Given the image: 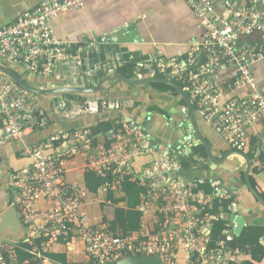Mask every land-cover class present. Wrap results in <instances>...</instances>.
<instances>
[{"label":"built area","instance_id":"built-area-1","mask_svg":"<svg viewBox=\"0 0 264 264\" xmlns=\"http://www.w3.org/2000/svg\"><path fill=\"white\" fill-rule=\"evenodd\" d=\"M86 1L42 0L15 23L1 26L0 65L14 66L28 76L59 79L69 67L72 51L70 44L56 38L52 22L62 13L84 9ZM175 1L189 8L201 30L199 37L187 45L183 55L168 57L157 51L150 64L129 57L134 64L133 79L157 77L178 84L193 107L197 124L201 121L208 126L232 152H244L249 130L260 125L253 152L259 157L264 152V94L252 68L264 61V0ZM106 42L107 35L100 38V43ZM101 68L94 66L95 71ZM46 86L36 88L51 89ZM60 96L50 97L46 109L38 96L0 73V146L21 144L20 155L30 163L5 174L0 168V195L6 197L0 221L3 211L12 206L24 230L22 241L0 237V264H19L17 245H32L40 238L45 240L41 245L80 239L86 257L82 264H115L142 253L159 258L162 264H239L241 257L248 256L247 250L229 247L239 235L240 223L241 232L248 225L237 191L227 193L208 180L209 192H205L200 188L205 181L181 175L184 164L191 170L210 166L193 151L198 144L192 140V126L176 142L162 141L142 128L143 120L149 118L142 106L83 95L77 101ZM177 113L167 121L174 131L189 120L186 106H180ZM89 115H110L107 121L113 128L103 136L94 134L90 126L75 128L37 143H24L54 121ZM100 137H104L101 142ZM75 160L83 162L84 172L102 178L110 173L111 181L96 193L69 183L64 166ZM136 162H140L138 167ZM126 178L143 190L135 208L141 213L139 228L123 235L118 229L112 231L103 216L92 222L83 209L88 204L111 205L107 193L119 190ZM223 202H229L227 210ZM217 222H224L223 230L212 242L211 231ZM259 244L264 248V237ZM29 253L41 258L35 246Z\"/></svg>","mask_w":264,"mask_h":264},{"label":"crops","instance_id":"crops-1","mask_svg":"<svg viewBox=\"0 0 264 264\" xmlns=\"http://www.w3.org/2000/svg\"><path fill=\"white\" fill-rule=\"evenodd\" d=\"M41 1L0 0V27L15 23L23 12L34 9ZM139 7L145 8V11L140 15L137 13ZM151 8L157 9L152 10ZM168 18L173 20L174 34L162 33L167 29V25L164 22ZM150 22L156 24L155 32L151 31L149 33V29L152 30ZM129 24L137 25L143 43L118 46H113L109 42L100 43V38L107 35V32L112 29L116 30L122 26H128ZM52 25L56 38L61 42L70 44L73 50L70 52L72 59L68 61V69L62 71L59 79L46 80L48 84L46 88L95 86L104 77L116 73L117 68L123 64L130 63V59L128 58L129 53L135 49H138L140 54H150L152 58L157 51L168 57L183 55L187 50V45L192 40L198 38L201 33L198 23L189 8L183 2L175 0H87L84 9L62 13L53 20ZM79 48H82V50L79 51ZM77 62L80 63V66H77ZM260 63L263 64L259 65ZM260 63L255 66L254 71L264 93V61ZM96 65L102 66V68L95 71L94 66ZM128 87L124 83L123 85H118L115 81L108 82L103 85L102 91L94 95H87L86 99L129 101L135 105L142 106L144 111L146 109L149 112L147 113V116L149 115V122L147 123L149 135L155 139L163 138L162 141L176 142L180 136L175 131L172 132L167 124H165L163 115L173 114V117H176V113L181 106L179 96L176 99L175 94L173 95L171 92L157 91L145 86H143L142 94L140 90H133V87ZM50 97L39 98L38 101L47 109L48 104L52 100ZM176 101H179L180 106L174 109ZM151 108H154V111L150 112ZM157 111H161L162 115L156 114ZM153 114L154 116H152ZM108 117L110 118V115H89L68 122L54 121L53 125L51 124L47 128L28 137L27 144L37 143L49 136L56 135L60 131L88 126L93 130V127H96L98 123L107 121ZM50 126H57L58 129L49 132L46 134L47 136L34 139L35 136L43 134V132L51 128ZM198 128L201 136L207 141L212 154L216 158H221L223 155L232 152L220 140L217 134L203 122L198 121ZM102 133L101 131L99 134L103 136L104 134ZM260 133V125H255L249 130L247 137L248 148L243 153L253 154L256 143L255 139L258 138ZM103 139L104 137H100L99 141L101 142ZM3 146L2 148L0 146V168L5 174L9 171L8 169L14 167L3 156L10 155L13 159V164L18 163L22 160L19 159L22 145L17 144L8 148H3ZM261 156L263 161H260L259 157L253 158L250 176L264 189V167L259 163L264 162V152L261 153ZM25 162L27 164L26 160ZM139 164L140 162H136L137 167ZM64 167L66 170L64 174L66 181L84 185L83 162L79 160L70 161ZM253 169L256 172L252 173ZM227 170L230 172L229 174ZM244 170L245 162L243 159L237 156H229L223 164L217 166L214 172L216 176L223 178L226 184H231L237 190V187L241 186L239 183L241 182L240 174ZM210 174L211 171L208 168L207 170L187 169L181 175L188 180L205 181L200 186H207L206 182L211 180ZM234 180H236L235 183L233 182ZM201 189L205 191L204 187ZM112 192L116 197L121 195L118 189ZM5 198L3 194L0 195V208L5 207ZM238 199L246 212L247 210L253 211L250 214H244L245 221L248 224L252 223L264 226V210L261 208L256 210L258 206L252 204L249 193L244 190L240 191ZM118 207L123 208V205H118ZM114 210L115 206L113 205L95 204H88L83 209L92 222H98L102 216L106 221L110 222L114 217ZM41 250L62 256L64 264H82L86 262L83 242L78 238L69 244L48 242L41 245ZM243 258H248V256L241 257L239 263ZM38 264L60 263H53L41 256ZM262 264H264V260Z\"/></svg>","mask_w":264,"mask_h":264},{"label":"water","instance_id":"water-1","mask_svg":"<svg viewBox=\"0 0 264 264\" xmlns=\"http://www.w3.org/2000/svg\"><path fill=\"white\" fill-rule=\"evenodd\" d=\"M108 35V42L113 45H130V44H138L141 41L140 33L137 29L136 24H129L128 26H122L118 29H112L111 31L107 32ZM0 73L3 75H6L10 79H12L17 85H19L21 88L27 90L28 92L44 97V96H60L64 94H78L83 96H89L97 94L98 92L102 91L103 85L112 82V81H120L124 84H126L129 87H142L146 84H162L165 86H168L172 88L176 95L179 96L184 106L187 107L189 120L186 122V124L180 128L179 130H176L175 132L181 136L185 129L189 126H192V129L194 131V134L192 135V140L194 144L202 145L205 151V158L201 159L202 162H209V170L211 171V180L214 181V183L226 191L227 193H232L234 191H237L235 194L239 196L240 191H246L249 193L252 204H256L258 208L256 210H259L260 208L264 210V199L260 194L256 191V189L252 186L250 182V171L252 167V160L249 158V156L246 153L243 152H230L228 154L223 155L221 158H216L207 143V141L201 136V133L198 128V124L195 119V114L192 105L189 102V99L187 95L183 92L181 87L169 80L157 78V77H150V78H144L142 80H134V79H128L124 77L123 75L119 73H114L112 75H108L100 80V82L92 87H59V88H51V89H39L35 88L33 86H30L27 84L20 76H18L15 72H13L11 69L1 66L0 65ZM149 122V118L146 117L143 122L141 123L142 128L145 130L147 123ZM229 156H237L243 159L245 162V170L243 171L242 175V183H240L241 186L235 188L232 187L231 184H226V181L223 180V178L216 176L215 169L218 165L223 164ZM234 183L236 180L233 181ZM240 209H243V206L241 204L239 205ZM252 210H247L246 213H252ZM256 212V211H255ZM240 228H242V223H240ZM238 229L236 231V234L238 235L241 231V229ZM240 231V232H239ZM0 237H12L15 240H23L24 237V230L20 224L19 218L17 216V212L12 206H8L2 213V218L0 221ZM115 264H162L160 259L153 256L148 255L145 253H142L138 256L124 258L116 262Z\"/></svg>","mask_w":264,"mask_h":264},{"label":"trees","instance_id":"trees-1","mask_svg":"<svg viewBox=\"0 0 264 264\" xmlns=\"http://www.w3.org/2000/svg\"><path fill=\"white\" fill-rule=\"evenodd\" d=\"M72 50L73 47H71L69 51ZM255 66H253L252 68V73L256 78L257 76L254 71ZM133 69H134L133 63L123 64L122 66L117 68L116 73H119L128 79H133ZM256 81L258 87L263 92L257 78ZM152 87L157 91L171 92L173 95L176 94L172 88L162 84H152ZM149 111L150 112L154 111V108H151V110ZM158 113L162 114L161 111H159ZM112 128H113L112 122L108 120L105 122L98 123L96 127H93L94 131L93 130L92 131L94 134H99L101 133V131L103 132L102 134H106ZM105 147L106 148L109 147V142H105ZM193 151L194 153L199 154V156L202 157V159L205 158V151L202 145L195 146L193 148ZM246 154L249 156L251 160H253L254 156L252 153H246ZM259 159L260 161H263L261 155H259ZM183 162H188V161H183ZM259 163L262 164V167H264V162H259ZM184 168L185 170L188 169L186 164H184ZM203 170H207V168H204ZM253 172H256V170L253 169L252 173ZM242 175L243 173L240 174L241 181H242ZM110 181H111L110 173H108L105 178H102L93 172H84V186L89 193H96L100 186ZM250 182L254 188L259 190L258 192L264 199L263 187H260L257 181L251 176H250ZM200 187L201 188L204 187L205 192H209L208 184L207 186H200ZM119 190L121 193L119 197L114 196V193L112 191H109L106 196V201H109L111 205L115 206L114 217L109 223L112 231L118 229L122 232L123 235H126L130 232L136 231L139 228L141 213L135 210V208L139 204V195L140 193H142L143 189L139 187L135 182H131L129 181L128 178H126L120 184ZM236 197L238 198V196ZM222 204L224 209L227 210L229 206V202H223ZM118 205H123V208L118 207ZM223 225L224 222H217L213 225L211 231L212 242L217 240V238L221 235V232L223 230ZM262 237H264V226L260 224H252V223L248 224L243 229V231L239 233L237 237H234L233 241L229 244V247L231 249L237 248L240 250L248 251L247 252L248 258H243L239 264H262L264 260V248L259 244V240ZM43 242H45V240L40 238L32 241V245L23 242L19 243L15 249V257L17 263L22 264L23 262H27V264H38V260H40V258H36L35 256L29 253L32 247L35 246L42 257L52 261L53 263L64 264L65 262L62 256L50 254L47 252H43L41 250V244Z\"/></svg>","mask_w":264,"mask_h":264},{"label":"rangeland","instance_id":"rangeland-1","mask_svg":"<svg viewBox=\"0 0 264 264\" xmlns=\"http://www.w3.org/2000/svg\"><path fill=\"white\" fill-rule=\"evenodd\" d=\"M99 3V2H98ZM152 10L153 9H157V8H151ZM143 11H145V8H143V7H139L138 8V10H137V13L140 15ZM135 12V11H134ZM150 15V14H149ZM166 25H167V29L166 30H164L162 33H165V34H174L175 33V31H174V29H173V26H172V23H173V20L171 19V18H168L165 22H164ZM150 25H151V27H152V30L151 29H149V33H151V31H153V32H155L156 30H155V28H156V24L154 23V22H150ZM113 46H118V45H113ZM130 55L128 56V58L130 57V58H133V60L135 61V62H138V61H142L143 63H145V64H150L151 63V61H152V56L150 55V54H145V55H143V54H140V52H139V50L138 49H135V50H132V52L131 53H129ZM132 55V56H131ZM134 56V57H133ZM137 58H136V57ZM136 58V59H135ZM257 64H259V63H257ZM263 64V63H262ZM261 63L259 64V65H262ZM9 69H11L13 72H15L18 76H20V78H22L27 84H29V85H31V86H33V87H37V85L39 84V86L41 87V88H43V87H45L46 86V84H47V82H46V80L48 79V80H50L51 78H46V77H42V78H37V77H34V76H28V75H26L25 73H22L21 71H20V69H18V68H15L14 66H11V65H7V64H5ZM257 66V65H256ZM118 85H123V83L122 82H120V81H115ZM48 85V84H47ZM145 87H149V88H151V89H153V87H152V85L151 84H146V85H144ZM128 87V86H127ZM128 88H130V87H128ZM133 90H140L141 91V93L143 94V86L142 87H136V88H133ZM175 96H176V99H178V96L175 94ZM38 98H49V96H45V97H40V96H38ZM58 98V96H55V99H57ZM59 98H66L67 100H73V101H77V100H79V99H81V96H79L78 94H64V95H62V96H60ZM180 106V103H179V101H176L175 103H174V109L175 108H177V107H179ZM158 113V111L156 112V114ZM159 115H162L161 113H158ZM167 115V114H166ZM163 115V118H164V120H165V124H167L168 122V120L169 119H174L173 118V114H169V115ZM152 116H154V114L152 115ZM65 123V122H64ZM53 125V124H52ZM56 125H59V124H56ZM51 127V126H50ZM58 129V127L56 126V127H51V128H49L47 131H45V132H43V134H40V135H38V136H35L34 137V139H38L39 137H42V136H47L46 134H48L49 132H52V131H55V130H57ZM148 126L146 127V132H148ZM170 130L172 131V132H174V130L173 129H171L170 128ZM159 140H163V138L161 139V138H158ZM27 139H25V141H24V143L25 144H27ZM14 145H17V143H13V142H7V144L6 145H4L3 146V148H8V147H12V146H14ZM7 146V147H6ZM1 148H2V146H1ZM13 149V148H12ZM4 157V159H7V161H8V163L10 164V165H13V167L14 168H10V169H8L9 171H16V170H19V169H22V168H25V167H27V166H29L30 165V163H29V161L27 160V159H25V158H23V157H21L20 156V158L19 159H22L21 161H19L18 163H15V164H13V159H12V157L10 156V155H5V156H3ZM18 159V160H19ZM25 160L27 161V164H26V162H25ZM7 163V162H6ZM1 166V165H0ZM227 172H228V174L230 173L228 170H227ZM242 182V181H241ZM241 182H239V183H241ZM256 189V188H255ZM256 191L258 192L259 190L258 189H256ZM259 193V192H258ZM260 194V193H259ZM261 196V195H260ZM245 213H246V211H245ZM9 240H13L12 238H10V237H6L5 238V241H9Z\"/></svg>","mask_w":264,"mask_h":264},{"label":"clouds","instance_id":"clouds-1","mask_svg":"<svg viewBox=\"0 0 264 264\" xmlns=\"http://www.w3.org/2000/svg\"><path fill=\"white\" fill-rule=\"evenodd\" d=\"M180 101H181V99H180ZM182 102V101H181ZM183 105V103H181V106Z\"/></svg>","mask_w":264,"mask_h":264}]
</instances>
